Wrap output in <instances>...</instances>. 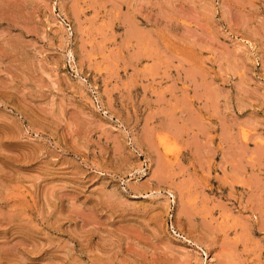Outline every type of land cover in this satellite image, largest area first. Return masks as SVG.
<instances>
[{
    "label": "rangeland",
    "instance_id": "1",
    "mask_svg": "<svg viewBox=\"0 0 264 264\" xmlns=\"http://www.w3.org/2000/svg\"><path fill=\"white\" fill-rule=\"evenodd\" d=\"M0 264H264V0H0Z\"/></svg>",
    "mask_w": 264,
    "mask_h": 264
},
{
    "label": "bare ground",
    "instance_id": "2",
    "mask_svg": "<svg viewBox=\"0 0 264 264\" xmlns=\"http://www.w3.org/2000/svg\"><path fill=\"white\" fill-rule=\"evenodd\" d=\"M198 121V120H197ZM192 124H194V123H192ZM150 141V140H149ZM154 144V143H153ZM163 167V166H162Z\"/></svg>",
    "mask_w": 264,
    "mask_h": 264
}]
</instances>
